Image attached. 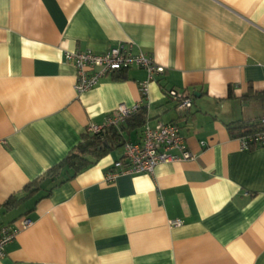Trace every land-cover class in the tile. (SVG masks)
<instances>
[{
    "label": "crops",
    "instance_id": "0c3cea01",
    "mask_svg": "<svg viewBox=\"0 0 264 264\" xmlns=\"http://www.w3.org/2000/svg\"><path fill=\"white\" fill-rule=\"evenodd\" d=\"M120 43L150 54L164 75L133 67L78 94L64 52ZM172 89L193 105L179 109ZM258 93L264 0H0V226L33 221L0 264H264V147L243 149L233 125L264 116ZM139 102L147 119L108 132L104 157L63 183L72 169L43 178L6 210L89 124ZM167 122L181 126L193 159L106 181L126 141Z\"/></svg>",
    "mask_w": 264,
    "mask_h": 264
},
{
    "label": "built area",
    "instance_id": "2783aa9c",
    "mask_svg": "<svg viewBox=\"0 0 264 264\" xmlns=\"http://www.w3.org/2000/svg\"><path fill=\"white\" fill-rule=\"evenodd\" d=\"M67 61L72 62L77 70L75 88L78 94L84 93L97 86L105 75L133 67L144 68L149 73V79L156 75H164L165 67L142 49L135 50L131 43H120L104 53L92 50H67L64 52ZM142 95H147L148 83L140 85ZM167 95L177 102L181 110H188L193 105V98L172 89ZM143 104L141 102L128 106L120 104L108 114L102 124L91 123L86 128V134H97L109 129H118L126 119L137 113ZM261 128L254 132L241 134L239 139L243 149L264 147V116L259 119ZM124 155L116 160L113 167L106 173V181L111 183L122 174H153L158 165L166 162L190 160L194 158L188 147L182 128L175 122L159 123L147 126L142 133L140 142L126 141ZM182 222L174 220L172 225ZM33 221L28 217L21 218L20 224L0 226V259L6 255L7 246L24 229L29 228Z\"/></svg>",
    "mask_w": 264,
    "mask_h": 264
},
{
    "label": "trees",
    "instance_id": "16d2710c",
    "mask_svg": "<svg viewBox=\"0 0 264 264\" xmlns=\"http://www.w3.org/2000/svg\"><path fill=\"white\" fill-rule=\"evenodd\" d=\"M255 95L261 97L264 103V93H258ZM249 96V94H246L244 95V98H247ZM131 118L137 120L138 124L144 123L147 119L145 108L142 107L137 113L128 117L126 120H129ZM233 125L234 127L241 129V134L254 132L261 128L259 119L248 121L239 120L237 122H234ZM111 130L116 129L112 128L105 132L85 135L82 141L78 143L62 161L49 168L46 174L41 175L34 179L32 182L28 183L24 188L25 194L23 196H11L4 204L6 210L15 208L26 198L40 191L42 189L43 178L48 176H59L64 169H72V173H69L66 178L60 180V183H63L64 181L76 176L82 170L96 163L100 158L104 157L109 152V149L113 147L106 139L107 133Z\"/></svg>",
    "mask_w": 264,
    "mask_h": 264
},
{
    "label": "water",
    "instance_id": "95a60500",
    "mask_svg": "<svg viewBox=\"0 0 264 264\" xmlns=\"http://www.w3.org/2000/svg\"><path fill=\"white\" fill-rule=\"evenodd\" d=\"M107 143V142H106Z\"/></svg>",
    "mask_w": 264,
    "mask_h": 264
}]
</instances>
